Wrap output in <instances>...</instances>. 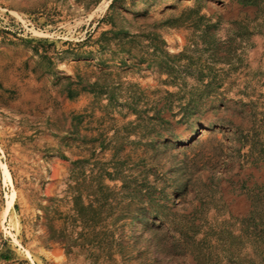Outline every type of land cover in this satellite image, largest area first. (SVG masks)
Returning <instances> with one entry per match:
<instances>
[{
    "label": "rangeland",
    "instance_id": "1",
    "mask_svg": "<svg viewBox=\"0 0 264 264\" xmlns=\"http://www.w3.org/2000/svg\"><path fill=\"white\" fill-rule=\"evenodd\" d=\"M52 241L264 264V0H0V264Z\"/></svg>",
    "mask_w": 264,
    "mask_h": 264
},
{
    "label": "bare ground",
    "instance_id": "2",
    "mask_svg": "<svg viewBox=\"0 0 264 264\" xmlns=\"http://www.w3.org/2000/svg\"><path fill=\"white\" fill-rule=\"evenodd\" d=\"M2 170H3V176H4V180L6 182H12V177L11 174L9 172V170L7 169V166L5 164L2 163ZM56 173V172H55ZM16 198V193L15 191H12L11 195L8 196V201H7V206L4 209L3 212V216L6 217L10 210L12 209V206L14 204ZM27 254L30 256V253L27 251ZM46 257L51 260L54 264H59L62 261V256L60 253L56 252V253H52V255H46Z\"/></svg>",
    "mask_w": 264,
    "mask_h": 264
},
{
    "label": "water",
    "instance_id": "3",
    "mask_svg": "<svg viewBox=\"0 0 264 264\" xmlns=\"http://www.w3.org/2000/svg\"><path fill=\"white\" fill-rule=\"evenodd\" d=\"M51 247H52V249L51 250H47V251L53 252V253L58 252V253L61 254L62 258H65L66 248H65V246L62 243L56 242V241H52Z\"/></svg>",
    "mask_w": 264,
    "mask_h": 264
},
{
    "label": "trees",
    "instance_id": "4",
    "mask_svg": "<svg viewBox=\"0 0 264 264\" xmlns=\"http://www.w3.org/2000/svg\"><path fill=\"white\" fill-rule=\"evenodd\" d=\"M64 246H65L66 250H68V247L66 245H64Z\"/></svg>",
    "mask_w": 264,
    "mask_h": 264
}]
</instances>
